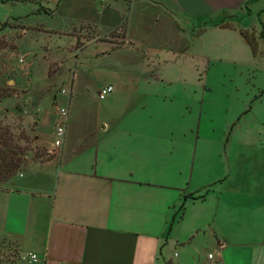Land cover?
I'll use <instances>...</instances> for the list:
<instances>
[{
	"label": "crops",
	"instance_id": "0c3cea01",
	"mask_svg": "<svg viewBox=\"0 0 264 264\" xmlns=\"http://www.w3.org/2000/svg\"><path fill=\"white\" fill-rule=\"evenodd\" d=\"M141 1L167 20L148 17L147 26L146 11H136ZM48 2L38 14L34 2L0 0L32 6L17 17L60 21L50 28L56 32L127 30L124 45L95 42L110 52L139 51L140 59L114 71L116 82L122 75L130 83L123 110L111 106L77 124L75 81L64 90L58 155L0 183V239L29 264H264V83L255 79L228 122L223 92L212 91L222 82L214 69L195 82L198 70L232 61L215 32L237 35L241 59L264 55V0ZM116 82L97 86L98 97L112 87L100 100L119 101ZM222 110L224 122H213Z\"/></svg>",
	"mask_w": 264,
	"mask_h": 264
},
{
	"label": "rangeland",
	"instance_id": "374dc122",
	"mask_svg": "<svg viewBox=\"0 0 264 264\" xmlns=\"http://www.w3.org/2000/svg\"><path fill=\"white\" fill-rule=\"evenodd\" d=\"M21 1L34 2L38 14H42L51 4L49 0H14L16 3ZM142 3L143 6H139L136 11L138 14L146 11L147 26L149 21L154 24L158 20L162 24L167 20L165 15H161L160 9L155 6L153 8L150 3ZM31 9L29 5L0 3V22L8 24L5 28L0 27V150L14 152L13 156L7 153L8 159L4 157L10 163H21L18 173L32 162H45L58 155L63 143H55L58 137L54 130L57 131L58 126H62L60 122L65 120L58 113L62 108L67 110L69 95L67 98L62 93L68 91L72 80L75 81L72 108L77 110L73 122L80 124L89 120V114L98 111L105 114L111 106L124 109L123 97L130 83L124 82L122 75L116 82L117 73L114 71L127 61L140 59L139 51L127 49L110 52L109 44H96L113 42L118 46L124 45L127 43V30H118L110 36H101L86 26L80 30L56 32L50 30L62 27L56 19L44 15L17 17L22 13L28 14ZM215 35L222 40L223 48L227 51L224 52L232 61L220 67L198 70L195 82L198 84L200 80L206 81L209 69H214L218 76L216 80L222 82L218 83L217 88L213 87L212 91L223 92L220 97L225 103L230 122L251 93L249 91L255 79L260 84L264 83V55L255 62L241 59L237 35L230 30L215 32ZM72 36L77 37L78 43L75 38H68ZM131 37L138 40V30H132ZM92 39H95V44L77 52L78 48L87 45V40ZM260 49L264 51V44L260 45ZM106 51L108 54L101 56ZM252 72L255 73L250 75ZM108 81L116 82V93L121 94L119 101L113 105L108 98L100 100L97 95V86ZM221 121L224 122L223 110L218 112L213 122ZM65 123L63 142L66 136ZM233 123H236V119ZM7 144L11 147H7ZM28 262L11 241L0 239V264Z\"/></svg>",
	"mask_w": 264,
	"mask_h": 264
},
{
	"label": "trees",
	"instance_id": "16d2710c",
	"mask_svg": "<svg viewBox=\"0 0 264 264\" xmlns=\"http://www.w3.org/2000/svg\"><path fill=\"white\" fill-rule=\"evenodd\" d=\"M7 26H8L7 23H5V22L1 23L0 22V27L5 28ZM7 147H11V145L7 144ZM7 153H11V155H12L14 152L12 150H8V151L0 150V161H1L0 162V181H1L0 183H3L5 181H7L8 179H10L11 177L17 175L18 171L21 167L20 162L13 164V163H10L9 161H7L6 160ZM4 156H6V158Z\"/></svg>",
	"mask_w": 264,
	"mask_h": 264
},
{
	"label": "built area",
	"instance_id": "2783aa9c",
	"mask_svg": "<svg viewBox=\"0 0 264 264\" xmlns=\"http://www.w3.org/2000/svg\"><path fill=\"white\" fill-rule=\"evenodd\" d=\"M21 62H22V59H21ZM112 92V87L111 86H107V87H105V88H103V89H101L100 90V93H99V97L101 98V99H104V98H106L110 93ZM59 115H60V117L62 118V120L63 119H65V120H63V122H60L61 123V125L62 126H58V128H57V131H56V135H57V140L55 141V143L57 144V145H59L61 142L63 143V136H64V126L66 125V123L65 122H67V117H68V114H67V110L65 109V108H62L61 110H60V112L58 113ZM64 125V126H63ZM31 256V260H32V262L33 263H36L37 262V258H36V256H34V255H30ZM212 257H213V255H209V259L210 260H212ZM212 264H215V263H212Z\"/></svg>",
	"mask_w": 264,
	"mask_h": 264
}]
</instances>
